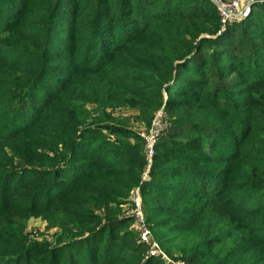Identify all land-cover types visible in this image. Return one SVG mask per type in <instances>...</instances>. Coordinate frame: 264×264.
<instances>
[{
    "label": "rangeland",
    "instance_id": "374dc122",
    "mask_svg": "<svg viewBox=\"0 0 264 264\" xmlns=\"http://www.w3.org/2000/svg\"><path fill=\"white\" fill-rule=\"evenodd\" d=\"M22 1L11 0L17 2L18 7L31 5L32 9L22 12L13 30L4 26L0 29V264H64L65 259L69 264H83L85 259L82 260L81 257L87 253L89 257V248L93 245L98 249L107 245L108 249L103 254H109L113 249L115 253H119L118 259L140 257L137 261H126L123 264H264V182L255 181V176H249L257 171V167L246 160L254 156L264 159V82L254 84L241 72L230 73L228 69L223 75L217 74L216 66L221 60L215 58L210 46L203 45L194 55H202L210 61L206 64L204 74L207 77L205 82H208L203 86H194L192 90L197 94L167 112V94L163 89L161 95L164 100L157 107L150 105L152 101L156 103L154 96L143 92L144 89L151 91L153 88L155 71L154 66L134 56V45L126 46L120 52L105 51L104 44L87 45V29L92 27V23H98L93 21L95 13L88 10L93 0H81L82 5L77 8L70 7L66 1L59 3L62 5L61 9L69 8L72 12L66 14V20L72 21L78 34L82 35L78 39L85 43L82 48L73 51L72 42L64 40L62 56L57 58L40 53L43 34L50 42L59 30L53 23H59L61 19L51 13L55 10L56 2L43 4ZM50 10L51 14H48ZM148 11L152 13L156 8ZM26 12L29 13L28 16H25ZM2 16L0 14V23ZM48 23L52 25H47ZM92 31L97 30L94 28ZM256 34L258 33L254 29H249L243 32L242 38L250 43L256 41L253 38ZM216 35L217 33L213 36L202 33L200 37L208 39ZM71 53L72 57L63 56ZM94 53H100V57H94ZM35 55L43 56L47 74L43 78V86L33 85L35 88H27L30 93H26L25 86L23 85L24 89L21 88L22 80L15 77L12 67L25 69L23 66L27 62L37 66L36 61L43 60H33ZM216 59L217 62L212 64ZM75 68L79 70L75 72ZM41 69L42 67L38 72ZM184 72L185 69L182 70ZM59 78L66 82L59 83ZM112 82L114 88L117 91L122 88L124 94L109 90ZM59 87L65 90L57 95L55 91ZM82 87V92L86 91L89 100L106 109L113 129H121L119 132L110 130L97 134L100 144L113 143L121 150L124 145L118 144L119 142L127 145L133 142L128 133L133 132L142 137L141 153L145 162L141 181H151L148 176L156 177L169 191L174 190L167 194L170 198L156 200L143 191L146 186H135L126 199L113 197L112 202L102 211L87 200L88 197L93 201L101 195L96 188L78 184L70 194L63 195L65 186L62 180L52 184L56 175L47 176L42 173L53 169L57 153V128L54 124L47 123L46 132L36 130L21 135V127L29 123L48 95L49 98L53 97L54 103L46 115L50 120L63 113L60 112V106L71 103L64 93L77 98L82 93ZM11 90L20 92V96H26L16 107L2 104ZM214 91H218L217 98L213 97ZM86 94L83 99H87ZM198 95L196 100L195 96ZM94 103L86 105L88 111L97 106ZM158 112L162 115L154 153L163 147L177 150V144L173 146L171 139L174 140L171 142H182L195 138L200 144L190 147V143H186L180 153L194 159L199 155H209L213 146H216L218 152L230 157L223 161L194 160L197 165L217 170L232 183V188L225 191V203L222 197L213 199L194 192L178 193L181 187L179 182L171 176H155L151 171L153 163L159 168L171 166L167 160L153 161L154 154L149 158L145 149V138ZM9 116L11 118L8 119ZM140 117L144 121L148 119L147 123H150L147 127L144 121L139 120ZM196 117L203 120L204 124L199 125L198 122L189 120ZM181 119L183 124H176ZM245 128L249 130L248 133ZM240 132L243 133L240 135ZM244 144L249 148H244ZM131 147L133 158H137L140 147L135 142ZM235 152L237 156L232 158L236 155ZM101 153L110 156L109 153L102 152V149ZM89 159L92 158L87 161ZM250 182L253 186L239 189L243 183ZM136 190L141 200V213L146 228L158 246L159 254L156 257L148 255L146 245L138 237L131 201ZM228 198H232V201ZM235 204H241L242 210ZM106 216L113 217L114 220L109 227L103 228ZM89 217H94V220H87ZM77 225L95 231L102 228L100 235L97 234L86 246L75 245L69 249L56 250V247L60 248L67 243L69 238L83 237L84 234L76 233ZM80 258L82 261H79Z\"/></svg>",
    "mask_w": 264,
    "mask_h": 264
},
{
    "label": "trees",
    "instance_id": "16d2710c",
    "mask_svg": "<svg viewBox=\"0 0 264 264\" xmlns=\"http://www.w3.org/2000/svg\"><path fill=\"white\" fill-rule=\"evenodd\" d=\"M54 1L56 2L55 10L53 9L52 12L51 10L48 11V14H55L56 17L61 19V22L53 23L57 25L59 30L50 42L46 40L43 34V43L40 52L43 56L51 58L62 56V48L65 46L63 42L66 39L72 42L71 48L73 51L79 50L85 43L82 42L81 39H78V37L80 38L82 35L78 34L72 21L66 20V14H72V12L69 8L67 10L61 9L62 5L59 4L61 1H66L70 4V7L75 6L77 8L82 5L81 0H28L27 2L53 4ZM93 1L94 2L91 0L92 3L88 6V10L91 13H95H93V21L98 23H92V27L87 29L89 33V36L86 38L89 39L87 45L104 44L105 51L109 52H120L122 49H126V46L131 44L134 45V56H138L143 62L154 66L155 77L153 76V88L151 91L148 89L143 90L148 96H154L153 99L156 100V103L152 101V104H150L151 106L157 107L161 104V101L164 100L161 95V89H163L167 94L165 98L167 112H170L173 106H180L186 103V100L190 97L197 94V92L192 90L194 86H203V84L208 82V80L205 82L207 77L204 74L206 64L210 61L207 60V57H203L202 55H194L195 51H198L200 46L203 45L210 46L212 53L215 54V58L221 60V63L216 66L217 74L223 75L228 69L230 73L234 71L241 72L249 82L254 84H258L257 82H264V3L255 5L248 18L236 23L227 24L221 28L214 7L206 0ZM25 2L26 0L22 1V3ZM17 4V2H11V0H0V14L3 15L0 29L4 26V28L8 30H13L16 20H19L20 16L23 14L22 12L26 9H32L31 5L21 8L18 7ZM150 8H156V11L150 13L148 11ZM28 15L29 13L26 12L25 16ZM49 24L52 25V23H48L47 25ZM94 28L97 31H92ZM221 29L223 31H220ZM249 29H254V31L258 33L253 36L256 41L250 43L244 41L242 38L243 32ZM100 32H102L101 35ZM202 33H207L210 36L217 33V35L214 38L210 37L208 39H203L200 37ZM48 53H51V55H47ZM42 55H35L32 59L34 60V58H36L42 61ZM72 55L73 53L63 56L72 57ZM96 56L100 57V53H94V57ZM36 62L38 64L37 66L34 63L30 64L27 62L23 66L25 69L12 67L15 71V77H19L22 80L23 84L21 88L24 89L25 86L26 93L30 91L29 89L33 85H44L43 78L47 74L44 60L42 62ZM175 62L176 64H174ZM215 62H217V59L213 61L212 64ZM136 64L138 63L136 62ZM40 67H42L41 72H38ZM183 69H185L184 73H182ZM73 70L77 72L79 69L75 68ZM99 70L101 71L102 69L99 68ZM57 80L59 83L63 82V84L66 82L65 79L61 78ZM256 86L258 87L259 85ZM64 90L65 89L62 87H59L54 91L58 95ZM83 90L84 87H82L81 92ZM109 90L113 92L115 90L117 91L113 86V82ZM54 91L53 94H55ZM117 92L121 95L124 94L122 88L118 89ZM19 93L20 92L16 90L9 91L7 99L5 98L2 104L16 107L22 103L26 97L20 96ZM85 94L86 91L75 98L72 97L70 93H64V96H66L71 103H68L64 107L60 106V112L63 113L50 120L47 119L46 115L53 108L54 103L52 102L53 97L49 98L50 95H48L47 98L40 103L41 106L38 107V112L33 115L29 123L21 127V135L36 130L41 133L46 132L45 125L47 123H52L57 128L55 131L57 136V153L54 156L53 169L49 170L47 173H44L46 171L42 173L47 176L52 174L56 175L54 180H52V184L62 180L65 186L63 195H65V193H67V195L70 194L74 190V186L78 184H86L88 188H96L101 192V195L93 201L88 197L87 200H89L95 208L101 209L102 211L105 210L109 202H112L111 198L118 197L126 199L130 190L135 186H139V188H144V186H146L143 191L153 196L156 200L170 198L167 194H170V191L174 192V190L169 191L156 177L148 176L151 181H141V174L145 162L141 153L143 146L142 137L133 132L128 133L133 142L140 147V154L137 158H133L134 152H132L133 148L131 147L133 142L129 143V145L119 142L118 144L124 145V149L121 150H118L117 146L113 143L100 144L98 140L99 135L97 134L105 133L110 130L119 132L121 129H113L109 122L110 116L105 112L106 109L101 105L98 106L97 102L89 100L90 98L87 94V99H83ZM218 95V91L216 93L214 91L213 97L217 98ZM195 98L198 100L199 95L198 97L195 96ZM34 101L35 98L33 99V102ZM94 102L97 106L92 111H88L86 105ZM7 108L8 107H6V110ZM12 113L13 110L11 111V114ZM175 114L177 115V113ZM5 116L7 117L8 114ZM9 118L11 117L9 116L8 119ZM139 120L144 121L142 117H140ZM147 120L148 119L144 121L146 127L150 123H147ZM189 120L194 123L198 122L197 124L199 125L204 124L203 120L198 117L189 118ZM182 121L181 119L176 124L182 125ZM245 130L247 133L249 132L248 129L245 128ZM243 132H240V135ZM194 139L183 140L182 142H171L174 141L171 139L170 143H172L173 146L177 144V146H175L177 150L170 149V147L158 148L153 155V161L167 160L171 163V166L159 168L157 164L153 163L151 171L155 173V176H171L173 180L179 182L181 187H179L178 193L194 192L195 194L213 197V199L222 197V201L225 203V191L232 188V183L229 182L227 178L221 176L217 170L206 168L205 165H197L194 160L206 159L208 161H223L228 160L230 157L218 152L216 146H213L209 155H199L194 159L186 157L184 153H180V150L184 149L183 145L186 143H190V147L200 144ZM243 147L249 148L246 144H244ZM101 149L102 152H105V154L109 153L110 156L107 157L104 153H101ZM236 156L237 153L232 158H236ZM88 158L92 159L87 161ZM79 160L82 161V164ZM246 160H249L248 162H250V164L257 167V171H253L249 176H255L254 178L257 179L255 181L264 182V159H259L258 156H254L248 157ZM250 186H253L252 182L248 184L243 183L239 189L244 190ZM228 200L232 201V198H228ZM236 206L237 208H241L240 206L242 205ZM240 210H242V208ZM93 218L94 217H89L87 220L92 221L94 220ZM113 220V217H104L103 228L109 227V224H111ZM101 228L95 231V229L93 230L88 227L85 228L77 225L76 233L78 235L81 233L82 235L84 234L83 237L69 238L67 243L60 248L56 247V250L69 249L75 245L86 246L97 234L100 235ZM105 249H108L107 245L99 249L94 247V245L90 247L89 257L88 253L86 256L84 255L81 257L82 260L85 259L83 264H123L126 261L134 262L140 259L138 256L136 258L118 259L119 253H115V251L111 249L112 253L110 252L104 255L103 251ZM87 257L89 259L88 263L86 261ZM81 258L79 261H82ZM63 263L69 264L67 259H65ZM45 264H47V262ZM76 264H79V262Z\"/></svg>",
    "mask_w": 264,
    "mask_h": 264
},
{
    "label": "built area",
    "instance_id": "2783aa9c",
    "mask_svg": "<svg viewBox=\"0 0 264 264\" xmlns=\"http://www.w3.org/2000/svg\"><path fill=\"white\" fill-rule=\"evenodd\" d=\"M210 3L218 16L219 24L221 28L227 24L236 23L247 18L252 9L257 4H263L264 0H206ZM162 113L158 112L152 120V127L145 138V149L148 157L150 158L154 154V144L160 132V118ZM132 216L134 223L138 229V237L142 244L146 245L148 255L150 257H156L159 254L157 244L152 240L151 235L146 228L144 218L141 213V200L138 194V190L132 196Z\"/></svg>",
    "mask_w": 264,
    "mask_h": 264
}]
</instances>
